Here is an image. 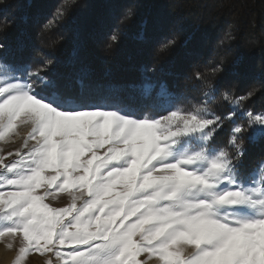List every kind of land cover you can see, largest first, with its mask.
I'll use <instances>...</instances> for the list:
<instances>
[{"label": "snow or ice", "instance_id": "snow-or-ice-1", "mask_svg": "<svg viewBox=\"0 0 264 264\" xmlns=\"http://www.w3.org/2000/svg\"><path fill=\"white\" fill-rule=\"evenodd\" d=\"M51 63L30 69L0 43V242L18 243L14 264L31 254L45 264H264V161L242 172V137L264 143V113L243 107L254 91L224 90L232 110L223 116L209 107L211 84L199 107H177L145 68L132 86L138 97L122 104L119 87L61 91L44 75ZM225 121L234 125L217 145ZM61 196L67 203L55 206Z\"/></svg>", "mask_w": 264, "mask_h": 264}, {"label": "trees", "instance_id": "trees-1", "mask_svg": "<svg viewBox=\"0 0 264 264\" xmlns=\"http://www.w3.org/2000/svg\"><path fill=\"white\" fill-rule=\"evenodd\" d=\"M63 0H0V43L7 59L30 69L52 61L44 75L60 90L81 94L89 82L119 87L122 104L138 94L145 68L153 80L166 82L174 103L187 109L205 101L203 92L215 86L209 103L218 115L231 106L224 90L254 91L245 110L264 113V0H74L63 18L55 19ZM129 9L131 19L121 23ZM5 21H11L10 24ZM49 21H53L50 27ZM113 32L117 43H110ZM231 32L233 39L224 40ZM175 44L163 48L168 40ZM224 40L223 43L221 41ZM220 65L215 74L208 69ZM204 72L203 81L194 73ZM39 91L43 85L35 83ZM236 120L246 123L241 117ZM234 121H225L214 143L226 145ZM246 149L242 172L247 175L264 161V143Z\"/></svg>", "mask_w": 264, "mask_h": 264}, {"label": "rangeland", "instance_id": "rangeland-1", "mask_svg": "<svg viewBox=\"0 0 264 264\" xmlns=\"http://www.w3.org/2000/svg\"><path fill=\"white\" fill-rule=\"evenodd\" d=\"M177 107H183L182 105L174 103ZM185 108V107H183ZM29 131L28 127L24 126L21 127L20 132L21 136L26 135V133ZM19 143V140L16 141V144ZM15 145L6 146L7 147H14ZM55 206H64L67 203V200L64 196H61V198L58 201H53ZM7 242H0V264H14V258L17 256V250H18V243H14V246L12 249L7 248L6 246ZM46 258L40 256L39 254H31L25 264H45ZM154 264V262H152Z\"/></svg>", "mask_w": 264, "mask_h": 264}]
</instances>
